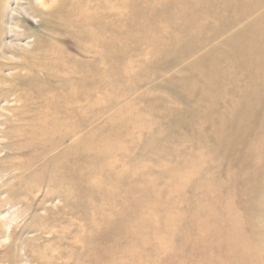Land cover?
<instances>
[{"label": "bare ground", "instance_id": "bare-ground-1", "mask_svg": "<svg viewBox=\"0 0 264 264\" xmlns=\"http://www.w3.org/2000/svg\"><path fill=\"white\" fill-rule=\"evenodd\" d=\"M37 2L47 7L43 11L49 20L51 40H46L43 46L37 45L31 53H26L20 44L6 43V46L25 51L23 56L13 59L27 69L26 80L34 82L29 85L30 93L41 99L40 105L55 109L61 117L51 120L43 117L45 125L24 120L25 127L21 124L9 133L16 137L18 145L14 148L18 151L23 149L19 148L22 140L26 141V147L33 148L32 143L40 136L45 139L62 129L63 134L53 143L58 146L83 130L87 122L80 117L101 102L99 94L105 87L104 80L114 77L116 72L127 78L134 67L136 53L129 44L134 42L135 33L141 34L140 44L154 52L169 54L174 44L212 41L220 32L239 27L217 48V57L212 58L207 72L193 71L199 76L189 77L186 82L181 80L188 90L200 88L198 110L194 112L200 124L198 139L192 144L187 140L183 143L185 147L198 144L199 153L186 156L169 169L160 167L159 182L147 177L154 170L144 167L145 174L139 175L141 171L136 167L119 170L105 161L103 172L114 182L102 181L97 176L93 179L101 187L126 185L123 197L127 200L139 185L140 205L129 204L119 224L123 237H134L131 232L134 226L146 228L148 233L142 235V241L156 242L153 248H148L149 253L179 256L180 264H264V248L247 235L245 215L239 213V208L254 204L264 195V54L259 52L264 46V15L249 19L264 0ZM138 5L144 9L143 23L133 20ZM158 6H161L160 14H155ZM231 9L236 14L228 16ZM150 22L163 25L147 32ZM174 31L180 35H173ZM162 38L166 43L158 45ZM4 54L1 50L0 56ZM6 68L0 61V82L16 77L12 73L3 75ZM241 79L245 81L243 86ZM120 98L125 99V94ZM132 107L130 103L125 105L127 113L120 121L143 120L145 115L132 112L133 115ZM199 107L206 112H201ZM76 118L80 123L70 128ZM205 129L211 132L210 136L204 134ZM120 131L115 141L103 137L95 143L104 157L127 156L121 145L130 138ZM73 151L79 153L76 158L82 161L85 155L82 139ZM42 154L33 155L30 163L37 162ZM110 196L117 197L118 193L112 192ZM136 211L139 214L134 215ZM133 256L131 250L125 249L112 258L114 262L124 260L118 264H134Z\"/></svg>", "mask_w": 264, "mask_h": 264}, {"label": "rangeland", "instance_id": "rangeland-1", "mask_svg": "<svg viewBox=\"0 0 264 264\" xmlns=\"http://www.w3.org/2000/svg\"><path fill=\"white\" fill-rule=\"evenodd\" d=\"M44 8L47 7L37 0H0V51L5 52L0 61L7 65L3 75L16 76L0 82V106L4 107L0 108L3 117H0V264H118L124 260L114 262L112 255L125 249L132 251L134 264H180L179 256L147 251L156 242L142 241V235L148 233L146 228L132 227L134 237L121 234L119 222L126 208L129 204L136 207L141 203L138 184V190L127 200L125 195L123 197L126 185L101 187L93 178L114 182L103 172L105 161L119 170L136 167L141 171L139 175L145 174L144 167L154 170L147 177L159 182L162 179L158 176L160 167L169 169L186 156L199 153L198 144L185 147L183 143L187 140L192 144L198 139L200 124L194 112L198 110L200 88L188 90L181 80L186 82L189 77L199 76L193 71L207 72L212 58L217 57V48L239 27L220 32L212 41L189 40L174 44L169 54L154 52L140 44L141 34L135 33L134 42L129 44L136 53L134 67L125 79L116 72L114 77L104 80L105 87L99 94L101 102L80 117L87 122L83 130L58 146L53 143L63 134L62 129L45 139L40 136L32 143L33 148L26 147V141L22 140L19 148L23 149L18 151L14 148L18 141L9 133L23 126L24 120L44 124L43 117L49 120L61 117L55 109L40 105L41 99L30 93L29 85L34 82L26 80L27 69L13 59L23 56L25 51L6 46V43L20 44L26 48V53H31L37 45L43 46L46 40H51ZM160 11L161 6H158L155 14ZM143 12L142 6H136L133 12L136 23L144 22ZM235 12L231 9L227 15L233 16ZM262 15L264 2L249 19ZM162 25L150 22L146 31L152 32ZM173 33L180 35L177 31ZM160 43L166 42L162 38L157 41L158 45ZM259 52L264 54V46ZM240 81L243 86L245 81ZM123 93L126 98L122 100ZM128 103L133 105L131 113L145 115L144 121H120L127 113L124 108ZM199 109L206 112L204 108ZM78 123L76 118L70 128ZM137 124L138 128L133 129ZM120 130L129 135L131 141L121 145L127 156L104 157L95 143L103 137L117 140ZM204 134L210 136L211 132L207 129ZM123 136L124 133L120 138ZM80 139L85 146L82 161L76 158L79 153L73 151ZM41 153L37 162L30 163L33 155ZM112 192H117L118 196L111 197ZM239 213L245 215L247 235L264 248V195L254 204L239 208Z\"/></svg>", "mask_w": 264, "mask_h": 264}]
</instances>
